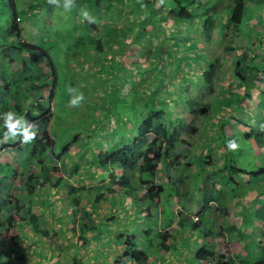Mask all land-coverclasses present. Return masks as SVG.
Segmentation results:
<instances>
[{"label": "trees", "instance_id": "obj_1", "mask_svg": "<svg viewBox=\"0 0 264 264\" xmlns=\"http://www.w3.org/2000/svg\"><path fill=\"white\" fill-rule=\"evenodd\" d=\"M33 1L37 5H45L48 9H51L54 5L49 3V0ZM101 1H107L113 7L122 4L126 9L138 14L131 25L129 21H125L123 25L124 27L126 24L129 27H135V33L133 32V34L140 46L138 54L148 59L145 69H143V71L145 70L144 74L156 68L158 80L152 81L151 85H146L141 90L136 88L134 74H130L131 78L129 80L132 81L131 84L134 87L129 91L132 95L128 103L130 104V118L133 122H130L129 118L127 129L121 133L116 131L114 135L101 126L100 131L97 132L102 137L100 142L94 144V146L89 143L90 139L85 140L84 150L78 156L79 162L70 163V166L66 165L65 162L62 164L61 168L67 176H58L54 179L53 185L55 187L63 186L62 191L64 193L61 198L60 192L53 189L55 191H52L51 195L64 199L66 206L69 208V211H65V214L71 224L63 226L62 231L67 244L60 240L57 230L53 227L50 228L46 221L41 220L40 214L32 212L29 206L24 209L22 216L26 224L33 229L34 235H38L40 242L45 241L48 243L49 249L52 251L59 252L66 247L76 250L78 246L89 243L91 238L101 237L107 230L101 224L94 223L92 217V213L95 212L100 200L111 202L110 196L118 198L117 196L121 195L122 203L118 205V212L124 214V217L133 216L132 218L135 221L122 228L125 231L122 236L118 237L116 234L112 237L113 240L116 238V243L121 247L120 256L113 264H156L155 261L160 258V252H170L181 257H188L193 264L195 257L182 253L183 250L181 249V247L184 248L187 245L184 234L186 232L180 230L177 225H173L174 223L166 221L160 215L159 204L170 203L168 199L171 193L168 191L165 194L164 191L166 185L170 186L175 194L177 193L178 183L183 181L185 176H189L192 187L191 189L183 188L180 191L181 196H189V204L196 205V207L200 203H193V201L196 198L199 199L198 196H202V204L204 205L200 206L195 212L203 220L202 225L198 229H194L199 230V233H197L199 235L203 236L204 234L211 237L217 229L221 230L220 227L216 229V227L211 226L210 220L207 218L206 214L210 212L211 208L209 201L213 199L214 191H206L202 187V183L218 179L229 190L238 191L236 195L242 198L241 184L233 183L234 175L238 172V174L241 173L244 176V174L248 175L251 172L237 165L232 150H229L226 146V141L231 136L226 133L223 127L227 122L235 119L239 123L249 126L247 130L238 133L241 138L247 140L253 137L262 138L264 136L262 130L264 116L260 109L264 106L262 105L260 109L257 106L252 113H246L240 118L235 115V110L231 108L229 110L232 111V114L221 117L219 129L210 136L209 143L206 144L210 146L219 133L221 142L219 157L221 162L216 168L206 169L203 167V163L206 161L203 157L194 155L190 152L188 146L180 145V141L193 128L192 120L184 122L185 118L197 116L200 113L202 103L201 100L197 99L198 93L192 92L187 82L190 79L191 82L204 84L208 91H214L215 75L221 64L225 62L224 57L217 55L207 57L199 41H203L202 37L206 36L205 30L207 27L212 30V33H218L220 36L224 30H227V42L234 49V57L228 63L225 62L221 71L225 74L228 73V79H236V82H240L243 92L241 96L227 92L228 94L223 95L222 105H225L224 109H228L232 103L239 106L243 101L248 102L252 99V89H259L260 82H263L264 85V29L262 28L263 24H260L258 19L260 17L258 16L259 11L264 13V0H130L131 3L126 0H100L97 5ZM19 3L25 4L26 0H0V112L11 110L25 116L27 120L37 125L39 134L48 130L51 100L56 81L55 68L45 49L22 38L19 23L22 16L17 10ZM132 6L136 10L132 9ZM253 8L256 9V12L253 11ZM145 23H147L145 29L141 28ZM194 23L201 30V33L190 29ZM147 26L151 27L149 32L146 31ZM103 29L106 30L103 35L105 34L104 37L107 39L109 27ZM143 34L146 36V40L150 34L158 42L159 49L156 54L153 53V59L151 60L146 54L148 46L146 47V44L141 41ZM246 34L249 36L247 37ZM68 35L73 36L72 33ZM250 35H253L255 40L252 41ZM78 37L73 36L74 41H77ZM223 38L225 39V36ZM244 38L257 43L253 54L236 53L237 49L246 48V45L243 44ZM177 39H180V41H177ZM78 41H80L82 48L80 50L83 52L87 49V45L91 44L94 47L95 43L94 38L88 32L84 33ZM104 42L106 43L105 40ZM150 47L154 48L155 45L153 44ZM199 49L201 51L198 52ZM201 61L205 63L203 68L194 69L192 67V62L197 64ZM190 62L191 65H189ZM169 64L172 67L168 66ZM173 73L181 75V81L186 87L179 85L170 90L169 87L174 86L172 77L175 74ZM43 81L47 82L44 90L40 86ZM261 91L264 93V86ZM255 115L258 116V125H249L252 124L249 121L253 122L252 119H255ZM145 116L148 121V128L142 137L145 139V143L140 145L142 143L137 140L141 138L139 137L140 125L143 123ZM94 134L93 131L92 135ZM112 135L115 139L111 141ZM17 139L9 138L0 143V154H13L11 156L15 159L13 165L21 158L23 159V163L18 165H21V173L29 178V182L34 189L33 192H37L41 198L44 188H49L52 179L44 180L40 178L38 172L34 169V160L30 157V153L27 149L24 150L25 148L20 144V139L18 137ZM111 142L114 146L108 150L106 160L101 164L103 153L100 149ZM87 148L91 149V152L87 151ZM96 149L99 152L94 154ZM137 151L142 153L134 158ZM63 154H65L63 149L55 151L54 146L48 149L50 163H55L56 159ZM175 154L184 157V161H175ZM143 155H150L151 158L147 161V169L142 172L139 171L137 175L147 181L150 184L149 187L145 185V182L134 185L129 181L131 171L138 169L137 165L143 159ZM263 158L264 152L261 154V159ZM82 162H85L88 169L86 175L81 170L78 171L73 167L74 165L79 167ZM13 165H10L9 162H0V210H4V204L10 199L7 193L14 183L13 170L16 167ZM262 165H264V162ZM184 171L186 173H183ZM261 173L264 174V171ZM84 176L92 180L91 185L76 187L71 184L70 179L84 178ZM167 178L172 183H167ZM18 187L23 192L25 184L21 183ZM263 192L264 189L258 187L257 194ZM22 197L24 198V194ZM16 201L19 202V200ZM87 206L89 209H87ZM18 208L19 206H10L4 210L5 216L3 219L6 224L20 226L21 220L15 218L14 215L15 210ZM141 208L146 209V211L140 213ZM116 216V213H111L110 217L105 218V223H107V220L116 218ZM156 217L159 218L156 219ZM253 221L255 227L246 233L233 223L223 227L224 230H227L225 235H238L242 237V240H245L246 246L250 245L251 249L247 254L248 256L243 261L230 252L223 240H218L216 242L219 245L218 249L214 256H210L208 264H264V244L260 239L261 236H264V204H260L254 209ZM76 222L80 224L81 233H77V236L72 239L68 236V231L69 229L74 230ZM138 222H142V224ZM86 227L94 229L90 237L82 233ZM62 233L60 232L61 235ZM165 233L169 234V245L172 243L175 246L174 250L170 247L159 248V239ZM196 241L198 242L190 246L191 248L198 249L202 247L203 241L205 251L211 252V249H213V238L211 242H207L206 239L200 241L197 238ZM5 255V251L0 250V264H11L12 258L5 260ZM17 256V254L13 255V258L19 259ZM71 258L72 264H83L77 254H73ZM202 261L203 259L197 261L196 264H203Z\"/></svg>", "mask_w": 264, "mask_h": 264}, {"label": "rangeland", "instance_id": "obj_2", "mask_svg": "<svg viewBox=\"0 0 264 264\" xmlns=\"http://www.w3.org/2000/svg\"><path fill=\"white\" fill-rule=\"evenodd\" d=\"M98 1L100 0H73L72 7L70 9H64L62 7L63 0H61L58 4L53 5L51 9H48L45 5L35 4L33 0H26L25 4L19 3L17 7V10L22 16L19 22L22 38L48 52L55 68L56 81L51 100L48 130L37 134V137L30 143L20 142L23 148H25L24 150L27 149L31 155L30 157L34 160L33 166L40 178L44 180L52 179L49 188H44V193L41 198L37 192H33L34 189L29 182V178H26L21 173V165H18L19 163H23V159L21 158L13 165L15 161L11 157L13 154H0V162H9L10 165L16 167L13 170L15 175L13 187L7 193L10 199L4 204V210L10 206H19L15 210L14 215L15 218L21 220L20 228L12 224H6L3 219L5 216L4 210H0V250L3 249L5 251V260L12 258L11 264H72L71 256L73 254H77L83 264H113L120 256L121 247L116 243V238L113 240L112 237L116 234L118 237L122 236L125 233L122 228L135 221L132 218L133 216L124 217V214L118 212V205L122 203L121 195H118V198L110 196L109 199L111 202L100 200L95 212L92 213V217L94 218V223L101 224L107 229L104 235L97 239L91 238L89 243L78 246L76 250L66 247L62 251H56V253L49 249L48 243L45 241L40 242L38 235L36 233V236L34 235L33 229L26 224L22 216L24 209L29 206L32 212L40 214L41 220L46 221L50 228H55L60 240L66 243L62 231L63 226L71 224L65 214V211L68 212L69 208L66 206L64 199H61L64 193L62 191L64 187L60 185L55 187L53 185L54 179L58 176H67L66 172L61 168L62 164L65 162L66 165L70 166V163L75 164L79 162L78 156L84 150L85 140L90 139L89 143L93 145L100 142V138L102 137L97 132L100 131L101 126L107 132L111 131L113 135L116 134V131L121 133L127 129L128 119L131 117L128 101L132 94L129 91L134 87L131 84L132 81L129 80L131 78L130 74H134L133 78L136 82V88L141 90L144 86L151 85L152 81L158 80L156 68L144 74L145 70L143 71V69H145L148 59L138 54L140 46L137 38L135 39V35L133 34L135 27H129L127 24L124 27L123 25L125 21H129L131 25L138 14L126 9L122 4L121 6L113 7L107 1H101L97 5ZM126 1L130 2V0ZM131 8L134 9L133 6ZM83 11L89 13L93 18L92 22H89L82 16L81 13ZM253 11L256 12V9L254 10L253 8ZM258 16L262 17L258 19L260 20V24H263V27H261L264 29V13L259 11ZM146 24H143L144 26H141V28L145 29ZM195 25L194 23L190 29L201 33V30ZM106 27H109L107 39L104 37L105 34L103 35L106 32L103 28ZM150 30L151 27L147 26L146 31L149 32ZM205 31L206 36L204 38L202 37L203 41H199L201 46H203V50H205L204 54L207 57H212L213 55L223 56L224 61L228 63L234 57V49L227 42L228 38L226 36L228 35V31L224 30L221 35L222 37L218 33H212L209 27ZM86 32L94 38L95 43L94 47L91 44L87 45V49L83 52L80 50L82 48L78 39ZM69 33H72L75 37L79 36L77 41H74L73 36L68 35ZM223 36H225V39ZM246 36L248 37L249 35L246 34ZM142 37L143 39L141 41L143 44H146V47L148 46L146 54H148L150 57L149 60H151L153 59V53L156 54L159 49L158 42L150 34L147 39L148 41L144 34ZM250 37L252 41L255 40L253 35H250ZM177 41H180V39H177ZM153 44L155 47H150ZM243 44L246 45V48L237 49L236 53L253 54L255 52V45L257 44L255 41L251 42L247 38H244ZM225 62L217 70L213 92L208 91L204 84L191 82L190 79L187 82L191 91L198 93L197 99L201 100L202 103L200 113L197 116L185 118L184 122L192 120L193 128L180 141V145L188 146L190 152L194 155L203 157L206 160L203 163V167L206 169L211 167L216 168L221 162L219 157V154H221V149L219 148L221 145L219 133L217 134L218 137L214 139L210 146L206 145L209 143L210 136L215 134L217 129H219L221 117L225 115L227 117L232 114V111L230 112L229 110L231 108L235 110V115L240 118L246 113H252L257 106H259V109L262 105L264 106V93L261 91L264 85L263 82H260L259 89H252V99L250 101H243L239 106L232 103L228 109H224L225 105H222L223 95L233 93L241 96L243 92V87H241L240 82H236V79H228V73L225 74V72L223 73L221 71ZM170 64L168 66L172 67ZM189 65H191V62ZM204 66L205 63L203 61L197 64L192 62L194 69H201ZM139 75L142 76L139 77ZM172 80H174V86L169 87L170 90L179 85L186 87L183 85L179 73H176L172 77ZM46 84V81L40 84L42 90H44ZM69 87L82 91L85 95V100L78 107H72L67 103L69 98L67 89ZM260 110L264 116V107H261ZM257 119L258 116L255 115V119H252L253 122L249 121V123H252L249 125L257 126ZM130 122L133 121L131 120ZM248 127L235 119L230 120L223 127L226 133L231 138H234L239 145L236 150L232 151L237 165L251 172L248 175L244 174V176L241 173L238 174V172L234 175L233 183L237 185L241 184L240 189L243 191L242 198L236 195L238 191L234 190L233 192L229 190L218 179L202 183V187L206 191H214L213 199L209 201L211 208L209 210L210 212L206 214L207 218H209L211 226L216 227V229L218 227L221 228V230L217 229L216 233H212V237L208 235L200 237V241H202L203 237H208L207 242H211L213 238V249H211V252L205 251L203 241L202 247L198 249L190 247L195 242H198L196 241L199 235L197 234L199 233L197 229L203 222L200 215L195 212H197L200 206H204L202 204V196H198L199 199L196 198L193 201V203H200L196 207V205L189 204V196H181L180 194L183 188L191 189L192 183L190 177L185 176V179L178 183L177 193L175 194L170 186L166 185L164 191L165 194L168 191L171 193L168 199L170 203L159 204L160 215L166 221L168 220L180 227L179 229L183 232L186 231L185 239L187 245L184 248L181 247V249L183 250L182 253L184 252L188 256L195 257L193 264H196L201 259H203V264H208L210 256H214L218 249L219 245L216 243L218 240H223L230 252L241 261L248 256L247 254L251 249L250 245H248L249 247L245 245V240H242V237L234 234L225 235L227 230L223 229L229 223L240 227L245 233L255 227V222L247 218L244 213L241 214V211H246V213L250 211L251 202L255 199L258 187L259 189H264V174L261 173L264 171V165H262L264 158L261 159V154L264 152V136L262 138L253 137L250 140L241 138L238 133L247 130ZM147 128L148 121L145 116L143 123L140 125L139 137L141 138L137 140L142 143L140 145L145 143V139L142 137ZM262 130L264 131V123ZM93 131L95 133L94 135H92ZM91 139L94 140L92 141ZM114 139L115 137L113 136L111 141ZM53 146L55 151L59 149L65 150V154L57 158L55 163H50L48 149L50 147L53 148ZM112 146L114 145L111 142L106 147L104 145L100 149L103 153L100 161L101 164L106 160V154ZM87 151L91 152V149L87 148ZM98 152L99 150L96 149L94 154ZM140 153L142 152L137 151L134 158ZM142 158L141 162L137 165L138 169L131 171L129 181L134 185L145 182V185L149 187L150 184L141 177H138L137 174H139V171L142 172L147 169V161L150 160L151 156L143 155ZM174 159L175 161H184V157L180 154H175ZM73 167L78 171L81 170L84 172V175L88 172L85 162H82L79 167L76 165ZM183 173H186V171ZM240 179H242L241 182ZM70 180L71 184L76 187L92 184V180H89L86 176L84 178L77 177ZM166 180L167 183H172L169 178ZM21 183L25 184L23 192L18 187ZM53 189L60 192L61 198L51 195V192L55 191ZM193 193L195 192L193 191ZM23 194L24 198H21ZM138 196L140 197V195ZM16 200H19V202ZM87 209H89L88 206ZM145 211L146 209L141 208L139 212L144 213ZM111 213H116V218L112 219L113 221L110 219L112 222L107 220V223H105V218L107 216L110 217ZM158 218L156 217V219ZM138 223L142 224V222ZM73 229H69L68 231V236L72 239L77 236V233H81L80 224L76 222ZM17 230L19 232H16ZM93 232L94 229L86 227L82 233L90 237ZM169 239L168 233L162 235L159 239V248L170 247L174 250L175 246L172 243L169 245ZM261 241L264 244V236H261ZM16 254L19 259L13 258V255L15 256ZM160 254V258L155 261L156 264H169L168 261L172 264H192L188 257L185 256L181 257L170 252H160Z\"/></svg>", "mask_w": 264, "mask_h": 264}, {"label": "clouds", "instance_id": "obj_3", "mask_svg": "<svg viewBox=\"0 0 264 264\" xmlns=\"http://www.w3.org/2000/svg\"><path fill=\"white\" fill-rule=\"evenodd\" d=\"M49 3L55 5L59 3V0H49ZM72 3L73 0H63L62 7L64 9H70L72 7ZM81 14L89 22L93 21V18L87 11H83ZM67 91L69 94L67 103L72 107H78L85 100V95L82 91H79L72 87H69ZM38 130L39 129L37 125L27 120L23 115H20L11 110L0 112V143L4 142L6 139H15L17 137L20 139L21 143H30L37 137ZM226 146L229 150L232 151L236 150L239 147L237 141L234 138L228 139L226 141ZM201 236L202 235H198L197 239L201 240ZM203 236L205 235L203 234ZM203 239H206L207 241V238L203 237Z\"/></svg>", "mask_w": 264, "mask_h": 264}, {"label": "crops", "instance_id": "obj_4", "mask_svg": "<svg viewBox=\"0 0 264 264\" xmlns=\"http://www.w3.org/2000/svg\"><path fill=\"white\" fill-rule=\"evenodd\" d=\"M257 190V189H256ZM264 193V192H263ZM263 193H259V194H256L255 195V199L251 202V209H250V211H247V213H246V211H244V212H242L241 211V214H245V216L247 217V218H250V219H252L253 220V212H254V209L258 206V205H260V204H264V194ZM245 217V218H246ZM260 239H261V237H260Z\"/></svg>", "mask_w": 264, "mask_h": 264}]
</instances>
